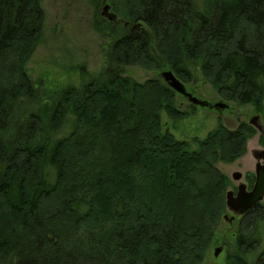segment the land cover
Instances as JSON below:
<instances>
[{"label":"trees","instance_id":"16d2710c","mask_svg":"<svg viewBox=\"0 0 264 264\" xmlns=\"http://www.w3.org/2000/svg\"><path fill=\"white\" fill-rule=\"evenodd\" d=\"M126 2L120 23L106 25L108 66L88 74L81 88H65L51 104L29 111L24 101H34L37 89L22 66L41 38L42 0H0V72L14 54L13 65H20L8 69L16 79L8 84L2 77L6 84L0 83V264H202L213 246L226 242L216 233L229 182L214 161L207 167L217 191L202 188L196 196L177 187L181 192L166 202L159 195L166 196L170 185L173 190L169 182L179 168L203 166L207 152L217 160L239 158L254 129L241 124L229 130L220 123L199 150L190 152L185 142L159 134V113L175 120L188 116L176 108L177 94L160 78L140 84L125 73L133 65L168 66L185 84L200 75L225 101L262 111L264 0ZM100 26L97 19L102 33ZM127 99L137 102L135 115L122 112L123 104L136 105ZM142 101L157 113L143 116ZM69 116L74 122L67 136L48 135ZM144 120L151 126L142 134ZM94 154L98 159L90 161ZM120 180L123 185L116 184ZM49 201L56 208L45 205ZM182 207L199 215L180 220L172 212ZM100 218L103 226L90 228ZM262 222L264 204L259 203L241 225L252 235ZM246 231L234 235L236 250L228 264H264V252L247 259L255 240L250 242Z\"/></svg>","mask_w":264,"mask_h":264},{"label":"rangeland","instance_id":"374dc122","mask_svg":"<svg viewBox=\"0 0 264 264\" xmlns=\"http://www.w3.org/2000/svg\"><path fill=\"white\" fill-rule=\"evenodd\" d=\"M126 0H42V8L44 11L43 23H42V34L37 47L30 53L25 59L24 66L26 75L31 80L33 86L37 89L36 99L32 102L24 101L25 105L28 106V110L37 111V109L43 107V105L51 104L55 100L57 92L64 90L70 86L81 88L82 85L87 82V76L98 75L103 69L109 64V46L111 43V37L108 27V22H112L108 17L103 16L104 7L110 6L109 14L113 13L117 16V23H120L121 14L127 13ZM128 4V3H127ZM98 16V17H97ZM97 19L100 20L102 30L98 32ZM108 32V33H107ZM20 54V53H18ZM16 55L14 54L9 58L6 64L7 70H4L3 76L0 77V83H11L12 79H16L18 75L9 73L8 69L13 65ZM163 63V62H162ZM85 71L87 74L85 75ZM165 71H172L168 66L165 68L146 69L141 65H133L126 68L125 76L130 78L133 82L144 84L150 80L163 79L161 73ZM194 81H191L186 85L189 92L196 96L200 100L208 101L212 104L224 102L230 107L224 111L210 110L207 108H201L198 106L192 107L184 97L177 95L176 108L185 114H188L186 118L175 120L170 118L167 113H159L160 122L159 134L173 136V139L179 142H185L189 146L190 152L199 150L200 142H204L210 133L216 131L219 124H223L229 130H235L241 124H246L254 129V134H249L245 143V152L236 160L226 161L213 159L210 152L204 154L203 166L194 165L187 166V169L179 168L178 176H173L169 184H172L174 188L171 190V185L166 192V196H160V202H166V199L170 200V197L181 191L177 187L183 188V190L192 191L196 196L198 191L202 188L216 190L215 187L218 183L217 179L211 175L207 165L209 162L214 161L215 169L225 177L229 182L228 186L224 189V203H225V214L221 216L220 223L217 229V237L224 239L219 245L213 246L208 253L205 261L202 264H228L227 257L235 253L236 247L234 245L235 234L245 232L241 221L242 216L235 215L231 212L226 205V195L229 191L237 192V188L241 183L245 185L251 179V185L253 177L256 173L257 164L263 161H259L255 158V152H261L264 150V138L260 135L259 131L255 126L250 124V120L258 115L260 117V125L264 127V107L263 110L258 112L252 105H240L234 101H225L218 94L217 90L214 89L209 82L202 79L200 75ZM8 79L5 83L3 79ZM128 98V97H127ZM130 99H127V101ZM132 101V100H131ZM129 106L126 109V105L123 104L122 112L125 110L132 112L135 115L138 111L137 102L131 103L128 101ZM143 108L142 115L147 117L154 110L147 107L146 103L142 101L140 108ZM127 112V113H128ZM123 117V115H122ZM127 114L126 123H131L133 117L131 114ZM150 118V117H149ZM119 120V117L117 118ZM150 120V119H149ZM74 117L69 116L66 123L61 129L54 132H49L48 135L57 140L67 136L72 129ZM143 131H148L150 123L144 120ZM248 134V133H247ZM147 135V134H146ZM146 136L143 135V140ZM100 140H103L101 138ZM198 141V142H197ZM229 148V149H228ZM226 147V150H231V147ZM227 153H219L220 157ZM97 154L90 157V161H96ZM226 159V157H225ZM167 160V159H166ZM87 161V160H86ZM209 161V162H208ZM83 164V161L81 162ZM85 164V162H84ZM213 165V164H212ZM122 167L121 165H119ZM213 168V167H212ZM162 169V168H161ZM90 170L94 171V163H90ZM47 179L53 181L55 175L49 166L45 167ZM234 173H240L242 179L235 181L233 178ZM248 179V181H247ZM124 181H118L114 184H122ZM154 182V178L151 179ZM119 184V185H120ZM225 185V184H224ZM183 192V191H182ZM197 202V201H196ZM198 203V202H197ZM264 204V200L261 202ZM51 210L55 207L54 201L45 202ZM83 206V205H82ZM131 209H134L133 207ZM83 211V207L82 210ZM180 220L181 216L197 217L199 215L197 209L195 211L189 210L186 207L177 209ZM226 216L228 217L227 220ZM99 226H103L102 219L100 218L94 223H91L93 229H98ZM242 227V228H241ZM252 235L251 232L246 231L244 235L251 236L250 242L255 240V248L249 249L247 253V259L250 261L257 260L258 256L264 252V222L260 223ZM77 235L78 239H81L82 232ZM76 239V238H75ZM249 242V243H250ZM221 248L220 255L215 257V250Z\"/></svg>","mask_w":264,"mask_h":264},{"label":"water","instance_id":"95a60500","mask_svg":"<svg viewBox=\"0 0 264 264\" xmlns=\"http://www.w3.org/2000/svg\"><path fill=\"white\" fill-rule=\"evenodd\" d=\"M110 9V6H105L103 16H106L110 21L117 23V16L113 13L109 14ZM160 76L168 87H170L176 94L187 99L188 102L194 106L216 111H224L230 107L224 102L212 104L208 101L198 99L188 91L185 83L177 78L173 71H165L161 73ZM259 123L260 117L258 115L250 120V124L255 126V128L264 136L263 127ZM257 160L263 161V164L260 163L257 165L255 173L256 182L253 189L249 191L247 185L241 183L237 188V192L229 191L226 195V205L228 209L235 215L242 216L246 214L249 210L264 200V150L261 151L260 155L257 156ZM233 178L235 181H240L242 179V175L240 173H234ZM227 218L228 217L226 216V219ZM221 251V248H217L215 250L214 255L216 258L220 255Z\"/></svg>","mask_w":264,"mask_h":264},{"label":"flooded vegetation","instance_id":"af4514ba","mask_svg":"<svg viewBox=\"0 0 264 264\" xmlns=\"http://www.w3.org/2000/svg\"><path fill=\"white\" fill-rule=\"evenodd\" d=\"M254 154H255V158L257 159V156L260 155V152H255ZM258 164H260V162ZM247 181H248V179H247ZM250 181H251V179L248 181V184H247V187H248L249 191L252 190L253 187H254V184H255V181H256V174L253 177L252 185H251Z\"/></svg>","mask_w":264,"mask_h":264},{"label":"bare ground","instance_id":"6f19581e","mask_svg":"<svg viewBox=\"0 0 264 264\" xmlns=\"http://www.w3.org/2000/svg\"><path fill=\"white\" fill-rule=\"evenodd\" d=\"M183 83H184V82H183ZM191 105H192V104H191ZM193 106H194V105H193ZM218 112H219V111H218ZM262 127H263V126H262ZM263 130H264V127H263ZM259 133H260V135L264 138L263 134H262L260 131H259ZM188 151H189V148H188ZM255 182H256V181H255ZM254 185H255V184H254ZM247 188H248V187H247ZM249 211H250V210H249ZM249 211H248V212H249ZM248 212H247V213H248ZM244 215H245V214H244ZM244 215H242V217H243ZM238 216H241V215H238ZM227 220H229V219H227Z\"/></svg>","mask_w":264,"mask_h":264}]
</instances>
